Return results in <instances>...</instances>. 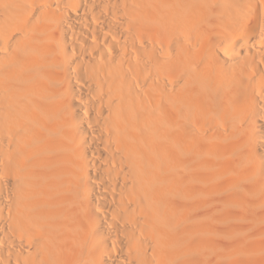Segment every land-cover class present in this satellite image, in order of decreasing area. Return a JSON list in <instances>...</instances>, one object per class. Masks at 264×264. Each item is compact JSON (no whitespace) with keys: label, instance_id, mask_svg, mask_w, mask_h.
Here are the masks:
<instances>
[{"label":"bare ground","instance_id":"bare-ground-1","mask_svg":"<svg viewBox=\"0 0 264 264\" xmlns=\"http://www.w3.org/2000/svg\"><path fill=\"white\" fill-rule=\"evenodd\" d=\"M0 264H264V0H0Z\"/></svg>","mask_w":264,"mask_h":264}]
</instances>
